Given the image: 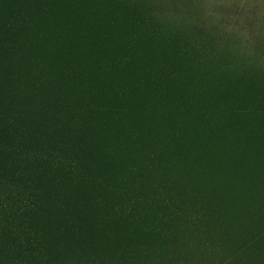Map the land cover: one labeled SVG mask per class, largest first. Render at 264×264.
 Returning a JSON list of instances; mask_svg holds the SVG:
<instances>
[{
	"label": "rangeland",
	"instance_id": "rangeland-1",
	"mask_svg": "<svg viewBox=\"0 0 264 264\" xmlns=\"http://www.w3.org/2000/svg\"><path fill=\"white\" fill-rule=\"evenodd\" d=\"M60 1L0 0V48L11 68L0 91L5 83L15 92L0 95V188L32 179L40 192L28 223L13 210L12 234L0 226V264H264L242 248L245 230L264 215L256 184L264 165L233 175L228 194L210 201L216 182L205 166L236 131L221 103L225 87L252 100L248 124L264 141L256 47L264 45V0H177L182 13L168 3L153 10L148 0H93L111 30L102 21L77 33L65 11L58 16ZM53 6L56 26L41 18ZM189 10L212 28L226 23L215 33L230 41L223 53L203 45L200 64ZM235 19L263 24L233 30L234 40ZM60 42L81 44L70 52ZM78 51L75 66L64 61ZM25 229L34 232L27 240Z\"/></svg>",
	"mask_w": 264,
	"mask_h": 264
},
{
	"label": "trees",
	"instance_id": "trees-1",
	"mask_svg": "<svg viewBox=\"0 0 264 264\" xmlns=\"http://www.w3.org/2000/svg\"><path fill=\"white\" fill-rule=\"evenodd\" d=\"M130 1L133 2L134 0ZM192 1L199 3L200 0ZM92 2L93 0H61L57 3L60 5L58 16L65 11L67 18L73 21L74 31L77 25L81 27V30H96V26L99 28L102 21H104L107 31H110L111 28L109 24H106L107 18L101 16L102 12H99L100 15L93 13V7L95 5H93ZM163 3H168L169 8L167 7V9L171 13L183 12H180L181 7L179 6L177 0H148L149 7L153 10L164 9L161 6ZM54 8L55 6H53L52 10L47 8L46 13L42 15L41 18L43 20H47L49 25L56 26L58 18L55 12H53ZM78 9H81L82 14L93 24L87 25L85 18L79 14ZM191 12H195V10L190 11V13ZM195 14L197 13L195 12ZM240 15L242 14H237L236 19H239ZM120 16L118 18H120ZM197 17L198 20L196 19L192 27V36L195 42L191 45V51L195 54V61L200 64V59L196 55L201 53V47L203 45H210L215 48V50L220 49L221 53H223V47L230 41L224 37L225 34L223 36H219L215 33V30L221 29L220 27L226 23L224 24L222 21L223 23L218 26L216 25V28H212L213 25L208 23L207 18H205L204 15L202 16L197 14ZM236 19L234 20L235 23L233 25H231L230 22L228 23V26L234 27L232 30L230 29V31L233 32L229 33L230 38L238 35V32L233 30H239V32L248 30L253 33L258 30L260 25L263 24V22L261 24L253 23L251 19L247 22L241 20L237 21ZM251 26L256 27V29L251 30ZM75 33L77 32L75 31ZM59 36L60 35L55 38H59ZM233 39L235 40V38ZM80 44L81 43L78 42L74 48L72 47L73 49L71 48V44L62 45V42H60L58 45L71 52L75 49L78 50ZM256 47L258 48V51L261 50L260 52L264 54V45L261 42H258ZM83 56L84 55H81L79 51L74 54L68 53L64 61L68 62V60L72 58L74 59L73 66H75L78 63V60L83 59ZM93 56L96 57L97 54L94 53ZM4 61L9 62L8 50L0 48V76L2 77L7 76L11 71V68H6L3 65ZM196 62L193 67L195 71L200 67V65H197ZM253 76L255 79L261 78L258 72H256ZM80 79H82L83 82H87L88 86H92L93 72L83 69ZM232 84L235 85L234 79ZM13 90L14 89H8L5 83H1L0 95L5 97L15 96V92ZM234 94L232 93L230 87H225L221 90V96L223 97V99H221V103L225 114L228 115L229 126L232 128L234 126L236 131L234 136L232 135L233 137L229 148L227 149V146L222 147L225 152L222 154L218 153L211 159L209 158L213 155V152H210L208 155L209 160L205 166L208 168L209 176L216 182V184L212 187V193L207 197V200L209 201L212 200L213 195L222 194L223 196H226V194H228L229 188L225 185V183L232 182L233 175H249V173L257 171L264 165V141L261 139L262 136L256 132V128H253L248 124V119L251 117V111L254 109L252 100L247 96H243L237 100ZM10 105L13 106V104ZM73 107L75 108V106ZM15 110H17V108H15ZM259 112L260 115L264 114V108H260ZM217 144H219V141H217ZM256 184L258 186H264V181L261 177L256 178ZM8 193H11L12 196ZM0 194H3V196H0V226L4 227L8 233L12 234V231L5 227V223L10 224L12 223L11 218L16 219L15 212L17 213V217L20 222L26 219V223H28L31 219L29 213L33 210L34 202L40 195L39 188L35 184V181L30 179L26 182L22 181L9 183L5 188H0ZM227 198L232 200L233 193L228 195ZM39 215L40 211H37L34 214V217H38ZM33 235V231L25 229L23 238L27 240ZM242 248L249 256L260 254L264 257V215L256 218L254 223L245 230ZM74 264L81 263L77 262Z\"/></svg>",
	"mask_w": 264,
	"mask_h": 264
}]
</instances>
